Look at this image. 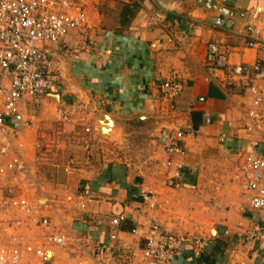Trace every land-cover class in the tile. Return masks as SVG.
<instances>
[{"label":"crops","instance_id":"1","mask_svg":"<svg viewBox=\"0 0 264 264\" xmlns=\"http://www.w3.org/2000/svg\"><path fill=\"white\" fill-rule=\"evenodd\" d=\"M88 2L87 27L48 45L53 82L63 91L56 87L37 105L27 103L22 113V119L33 120L20 133L26 157L32 162L38 130L51 126L55 107L63 103L80 108L66 126L69 138L57 163L36 166L44 192L55 199V211L49 212L52 221L59 229L64 222L78 240L56 248L49 264H59L60 260L68 264H122V256L100 259L90 254L94 242L107 240L106 227L93 224V213L125 214L120 237L126 244L138 240L132 229L144 231L152 216L168 232L207 239L198 254L189 245L181 247L174 264H264V236L248 239L245 235L257 222L264 228V210L252 209L233 179L244 154L251 150L242 130L250 95L239 79L224 84L221 73L207 82L204 72L207 44L212 41L225 51L228 68L264 60V32L251 37L246 31L250 24L261 26L264 0ZM217 18L222 24L216 23ZM252 39L255 47L248 44ZM172 76L183 89L179 97L168 102L160 97L159 87ZM248 81L264 85V80L252 76ZM206 111L213 116L209 124ZM105 114L111 118L103 121L105 130L100 135ZM189 125L199 136L185 139L187 166L179 186L169 187L165 183L168 169L164 165L163 132ZM15 126L21 127L20 118ZM87 126L92 130L89 135ZM139 129L149 132L152 143L157 144L159 163L154 172L137 175L128 159L112 153L121 150L126 135ZM87 135L94 139L89 146ZM226 182L236 190L226 191ZM79 189H91L99 197L87 210H76L65 201ZM141 189L157 193L155 210L146 207ZM28 193L34 195L32 189ZM210 198L216 202L210 203ZM38 232L24 234L38 240ZM22 264L38 263L29 255Z\"/></svg>","mask_w":264,"mask_h":264},{"label":"built area","instance_id":"2","mask_svg":"<svg viewBox=\"0 0 264 264\" xmlns=\"http://www.w3.org/2000/svg\"><path fill=\"white\" fill-rule=\"evenodd\" d=\"M88 22V0H0V264H22L24 257L29 255L38 264H49L55 258L56 248L78 241L64 222L59 229L52 221L49 212L55 211V199L44 192L36 166L57 163L69 138L66 126L80 108L63 103L55 107L51 126L38 130L32 162L26 157L20 133L33 124L32 118L22 119L27 103L37 105L51 92L53 64L48 45L64 40L71 31L87 27ZM259 22L261 26H247L251 37L264 32V16ZM216 23L222 24V19L217 18ZM248 44L257 45L254 39ZM204 72L207 82L220 77L221 73L224 84L239 79L250 95L247 121L242 130L251 150L244 154L233 179L238 182L250 207L264 210V85L248 81L249 76L264 80V60L228 68L225 51L212 41L207 44ZM182 89L176 77H169L160 84V97L173 102ZM204 115L206 123H211L212 113L206 111ZM19 118L21 127H16L15 120ZM91 131L89 126L85 128L86 134ZM88 135L85 143L89 146L94 139ZM198 136L191 125L163 132L167 186H179L187 166L183 143L186 138ZM29 189L34 195H29ZM140 195L149 210L157 208V193L141 189ZM98 199L95 191L79 189L65 201L83 211ZM91 215L94 225L107 229V240H98L91 247L90 254L95 258L113 259L118 255L123 257L122 264H174L181 247L189 245L198 254L206 245L204 237L168 232L155 216L144 231L134 227L132 233L138 240L126 244L120 237L122 223L127 219L125 214ZM34 230L39 231V239H28L24 231ZM263 230L257 222L245 235L248 239L263 238Z\"/></svg>","mask_w":264,"mask_h":264},{"label":"rangeland","instance_id":"3","mask_svg":"<svg viewBox=\"0 0 264 264\" xmlns=\"http://www.w3.org/2000/svg\"><path fill=\"white\" fill-rule=\"evenodd\" d=\"M56 87L57 83L53 82L49 89L55 90ZM57 88L59 91H63L59 86ZM157 153V144L152 143L149 132L141 133V130L139 129L135 133H130L129 135H126L125 142L122 145L121 150H119L117 153H112V156L115 155L116 157H123L128 159V162L132 164V169H134V173L138 175L141 171L146 172L149 170L154 172L156 170L157 164L159 163V159L156 158ZM225 185L226 191L236 190V188L233 189V185L229 186V182H226ZM217 194L219 193L214 192V195ZM209 202L214 204L216 202V198H210ZM177 212L179 213V210ZM179 214L181 215L182 212H180ZM212 233L215 234V231L213 230ZM59 264L68 263H62V261L60 260Z\"/></svg>","mask_w":264,"mask_h":264},{"label":"water","instance_id":"4","mask_svg":"<svg viewBox=\"0 0 264 264\" xmlns=\"http://www.w3.org/2000/svg\"><path fill=\"white\" fill-rule=\"evenodd\" d=\"M51 96H55L56 98H58L57 95H51ZM105 118H111V117H110L109 115H106V114L102 116V119H101V126H100V128H99V133H100V135H101V130H105V129H102V128H103L102 123H103V121L106 120ZM106 123L109 124V122H106ZM102 137H104V136H102Z\"/></svg>","mask_w":264,"mask_h":264}]
</instances>
